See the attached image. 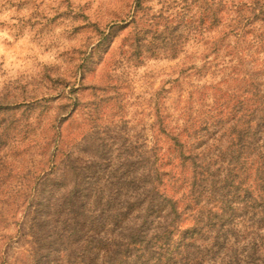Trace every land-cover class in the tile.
I'll return each mask as SVG.
<instances>
[{
    "label": "trees",
    "instance_id": "16d2710c",
    "mask_svg": "<svg viewBox=\"0 0 264 264\" xmlns=\"http://www.w3.org/2000/svg\"><path fill=\"white\" fill-rule=\"evenodd\" d=\"M174 3L148 21L154 35H165L171 48L167 58L179 59L190 41L205 50L200 65L182 70L181 78L168 80L156 93L148 182L131 206L134 224L109 242L90 211L88 191L75 181L67 206L56 210L63 227L51 231L50 252L38 264H242L240 250L248 239L242 228L256 240V228L264 222V0ZM142 10L138 0L137 14ZM131 24L142 33L133 45L141 60L150 43L140 31L143 23L133 18ZM209 75L221 82L199 87L200 98L191 95L179 115L161 102L182 88L183 80ZM33 106H25L30 113H19L22 105L0 102L2 230L20 225L22 204L34 205L37 182L14 171L19 152L37 142L21 129L30 123ZM46 202L41 198L33 213L43 211ZM118 222L116 217L113 223ZM61 246L67 248V263L58 254Z\"/></svg>",
    "mask_w": 264,
    "mask_h": 264
},
{
    "label": "rangeland",
    "instance_id": "374dc122",
    "mask_svg": "<svg viewBox=\"0 0 264 264\" xmlns=\"http://www.w3.org/2000/svg\"><path fill=\"white\" fill-rule=\"evenodd\" d=\"M137 1L0 0V102L22 105L19 113H30L25 106L34 105L30 123L21 129L37 140L19 152L14 168L22 180L29 174L37 182L34 205L22 204L20 225L0 228V236L6 235L0 237V264H38L45 258L55 238L51 231L63 227L56 210L67 206L75 181L88 191L90 211L106 233L102 237L111 242L134 224L131 206L148 182L156 93L168 80L181 78L182 70L200 65L205 50L190 41L179 59H168L165 35H154L148 21L174 7V0H142L138 14ZM133 18L143 23L140 31L150 43L141 60L133 45L142 33ZM261 55L264 61V49ZM220 82L212 75L190 77L161 102L177 116L190 106L191 95L200 98L199 87ZM41 198L48 202L35 215ZM258 228L255 241L242 228L248 236L242 264H264V222ZM60 249L67 263V248Z\"/></svg>",
    "mask_w": 264,
    "mask_h": 264
}]
</instances>
